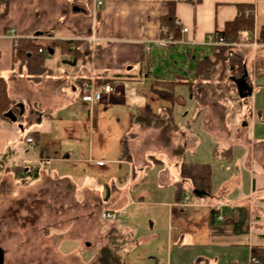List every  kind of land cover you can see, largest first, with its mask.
<instances>
[{
	"label": "crops",
	"instance_id": "crops-1",
	"mask_svg": "<svg viewBox=\"0 0 264 264\" xmlns=\"http://www.w3.org/2000/svg\"><path fill=\"white\" fill-rule=\"evenodd\" d=\"M172 2L188 32L160 49L161 19ZM242 4L254 11V32L240 48L250 50L245 79L256 93L242 100L241 112L230 117L232 101L223 102L224 92L209 103L207 94L186 85L175 88L173 103L158 96L153 89L160 82L206 83L196 77L197 60L212 56L213 36ZM263 27L264 0H11L0 20V77L17 108L0 121V180L7 171L37 180L53 161L85 167L83 179L103 209L125 212L116 224L131 235L121 252L124 264H252L253 247L264 248V80L254 74L260 49L252 42ZM11 31L46 48L55 41L89 45L91 55L83 63L61 48L45 53L52 75L34 83L14 66ZM163 62L186 70H168ZM91 81L115 91L99 103H84L81 85ZM147 107L156 114L172 109L167 134L153 122L132 120ZM129 134L132 160L123 161L122 139ZM63 143L67 156L56 158ZM48 144L58 150L51 158L45 156ZM177 147L182 157L174 154ZM182 162L211 166L213 199L199 200L188 188L176 201ZM50 171L59 179L68 175L76 187L83 177ZM78 244L66 254L86 264L96 259L97 247L85 254Z\"/></svg>",
	"mask_w": 264,
	"mask_h": 264
},
{
	"label": "rangeland",
	"instance_id": "rangeland-1",
	"mask_svg": "<svg viewBox=\"0 0 264 264\" xmlns=\"http://www.w3.org/2000/svg\"><path fill=\"white\" fill-rule=\"evenodd\" d=\"M252 42L257 44L255 49H262L263 46L255 41L254 36ZM179 57L188 61L183 55ZM163 63L171 71L186 70L185 65L174 70ZM210 77L209 83L198 84L195 88L207 94L208 103L214 101V95L227 93L219 70ZM255 93L256 89H253L252 96ZM236 115L238 113L230 111L231 118ZM161 127L164 129V126ZM162 132L167 134L165 130ZM23 134L22 138H25L27 133ZM65 143L70 146L68 142ZM66 144H62L60 151L56 148L53 150V146L48 144L45 156L51 158L58 151L56 158H66ZM47 169L43 177L31 182L25 181V177L19 175L21 172L15 175L11 171H7L0 180V247L4 255L3 264H86L82 256L77 258L78 255L71 256L66 251L75 247L74 243H79L76 250L86 254L110 241L106 226L109 227V223L101 219L103 202L84 181L85 167L70 161H53ZM51 169L59 174L78 172L83 176L78 181L79 187L68 175L60 179L51 177Z\"/></svg>",
	"mask_w": 264,
	"mask_h": 264
},
{
	"label": "trees",
	"instance_id": "trees-1",
	"mask_svg": "<svg viewBox=\"0 0 264 264\" xmlns=\"http://www.w3.org/2000/svg\"><path fill=\"white\" fill-rule=\"evenodd\" d=\"M10 1L11 0H0V20L7 18ZM169 5L171 8L169 14L161 19L162 38L167 39L173 36L176 41H179L181 39V28L178 25V20L174 13L175 2ZM247 11H250L249 15L246 14ZM254 29L255 18L253 7L251 5L242 4L238 6L237 17L227 22L224 28L218 31V35L232 43H245L248 42L246 36L253 34ZM256 41L263 47L258 51L256 56L255 77L256 80H264V27L260 31ZM81 46L82 44L78 42L55 41L52 46L46 48L36 41L22 39L19 40L15 48L13 59L14 66L24 71L34 83H40L43 77L52 75L51 70L46 68L45 53L49 55L50 50L53 52L57 48H61L65 54L73 56L76 60L82 59L83 63H86L91 55V49L89 45L83 46L82 49ZM40 50L44 52H40ZM230 53L232 56H230ZM249 53L250 50L246 48L231 49L225 46L214 47L213 54L210 58H199L197 60L196 77L203 78L206 83H209L212 78L210 75L219 70L222 75L221 79H223L222 81L225 82V87H227L228 95L223 101L226 104L228 100L232 101L233 94L235 92L237 93L235 80L245 78ZM180 85L188 86L191 92L196 91L195 88L197 84L186 82L182 79L173 82H160L157 85L160 89L155 88L153 90L162 99L173 103L174 90ZM16 108L15 100H13L8 93V83L6 79L0 77V121L8 119V114L15 112ZM132 120L145 123L146 125H150L153 122L156 126H164V130L167 131L173 123V112L171 108H164L161 113L156 114L147 107L142 109ZM131 138H133V134H129L122 139L120 159L123 161L132 160L130 148L128 146V142ZM226 152H229L231 156V149ZM174 154L182 157L184 151L181 147H177L174 149ZM173 187L176 190L177 202L181 201L183 195L188 191V188L195 198L210 201L213 199L211 166L208 164H186L182 162L180 167V181L176 182ZM104 211L106 210H103L102 213ZM117 221L105 222L109 223L107 239L110 241L98 249L95 259L96 264H124L121 252L125 244L131 241V235L122 234L116 226ZM252 257L253 260L258 262H252V264H264V248L253 247Z\"/></svg>",
	"mask_w": 264,
	"mask_h": 264
},
{
	"label": "built area",
	"instance_id": "built-area-1",
	"mask_svg": "<svg viewBox=\"0 0 264 264\" xmlns=\"http://www.w3.org/2000/svg\"><path fill=\"white\" fill-rule=\"evenodd\" d=\"M98 7L102 6V2H99ZM247 15L250 14V11L246 12ZM178 25L180 26V24L178 23ZM182 33H187L188 32V28H183ZM9 36L15 40V46L17 47L18 42H19V37L16 35L15 31H11L9 33ZM178 44V42L173 38V36H170L169 38L163 40V41H158L157 42V47L160 49H164L170 45H176ZM212 45L214 47L217 46H225L231 49H235L238 47H246L247 43H232L226 39L221 38L218 34H215V36H213V43ZM256 42L253 43V47H256ZM40 52H44L43 50H40ZM230 56H232V54L230 53ZM81 90H82V100L84 103H88V104H95V103H99L100 101L103 100L105 95H109L111 93H113L115 91L114 86L110 85V84H105V83H99L98 81H91L90 83H83L81 85ZM243 99H241L238 95V93L236 95L233 96L232 98V111L233 114L235 113H240L241 112V102ZM27 143L28 144H34V140L32 138H28L27 139ZM185 201H189V198L186 197ZM125 215V212L120 210V211H110V210H106L102 213L101 215V219L104 222H109V221H117L120 220L123 216ZM223 218L221 217L220 220H222ZM252 262L254 263H258L256 260H252Z\"/></svg>",
	"mask_w": 264,
	"mask_h": 264
},
{
	"label": "water",
	"instance_id": "water-1",
	"mask_svg": "<svg viewBox=\"0 0 264 264\" xmlns=\"http://www.w3.org/2000/svg\"><path fill=\"white\" fill-rule=\"evenodd\" d=\"M52 53V50H50ZM238 95L241 99H247L252 95V86L245 78L235 80ZM3 251L0 249V264H3Z\"/></svg>",
	"mask_w": 264,
	"mask_h": 264
}]
</instances>
